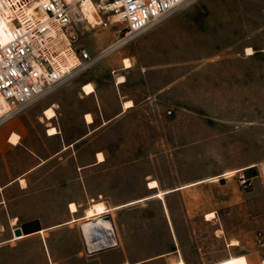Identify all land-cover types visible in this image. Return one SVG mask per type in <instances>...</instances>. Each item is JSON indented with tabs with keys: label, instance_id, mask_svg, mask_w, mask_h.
Listing matches in <instances>:
<instances>
[{
	"label": "rangeland",
	"instance_id": "rangeland-1",
	"mask_svg": "<svg viewBox=\"0 0 264 264\" xmlns=\"http://www.w3.org/2000/svg\"><path fill=\"white\" fill-rule=\"evenodd\" d=\"M118 29L84 31L91 67L1 126L10 145L19 134L14 170L28 163L30 146L46 160L8 188L20 220L12 225L1 209L3 237L27 218L46 226L64 219L67 206L69 213L61 229L0 245V264H115L162 252L188 264L239 254L246 257L226 264H258L251 253L264 229L259 182L245 190L221 175L264 159V0H191L102 53L124 35ZM98 201L119 244L88 253L79 224Z\"/></svg>",
	"mask_w": 264,
	"mask_h": 264
},
{
	"label": "built area",
	"instance_id": "built-area-1",
	"mask_svg": "<svg viewBox=\"0 0 264 264\" xmlns=\"http://www.w3.org/2000/svg\"><path fill=\"white\" fill-rule=\"evenodd\" d=\"M190 1L0 0V127L91 67L93 55L81 42L84 31L113 26L125 29L122 37L102 51L105 54ZM88 5H92L93 17L85 12ZM249 170L254 174L249 175ZM221 177L235 179L245 190L258 180L264 200V159L226 171ZM251 254L258 264H264V229L255 233Z\"/></svg>",
	"mask_w": 264,
	"mask_h": 264
},
{
	"label": "crops",
	"instance_id": "crops-1",
	"mask_svg": "<svg viewBox=\"0 0 264 264\" xmlns=\"http://www.w3.org/2000/svg\"><path fill=\"white\" fill-rule=\"evenodd\" d=\"M2 127L0 128V131H1L0 132V193H1V195H0V210L1 209L6 210L8 217L12 218L11 223L13 225V224H15V222L17 220L18 221L20 220V217H19L20 213L13 212L14 211V205H10V203H11L10 199L11 198L6 194L8 188L11 185L18 183V182L22 185V181H27L28 177H30V175L33 171H36V169L45 165L46 160L43 157H41L40 155H38L36 153V151L30 146L27 149L28 153L25 155V157H27L28 163H25L23 168L18 169L17 171L14 170V168L12 167V164L14 163L15 160L12 156L14 155L15 148L17 147V145L19 143L16 145H10L2 133ZM49 136H53V135H49ZM68 211H69V209L67 206L64 219H61V221H58L55 223H49L46 226H44L41 219L39 217H36V216L32 217V218H27V219L23 220L20 224H22L23 222L37 218V219H40L42 227L45 231L52 230V229H61L64 224L68 223V219H67V216L69 213ZM14 219H15V221H14ZM114 225H115V222H114ZM3 231H4L3 225H2V223H0V245L7 243L9 241L28 239L32 235L40 233L39 231H37V232L29 233V234H23L25 236L21 235L22 237H20L18 239H14L13 229H12V234L8 238L3 237V234H4ZM44 233L41 232V234H43V235H44ZM117 236H118V234H117ZM118 241H119V237H118ZM118 244H119V242H118ZM172 250H174V249H172ZM178 260H180V259H178V256L175 253L171 254V253L162 252V253H157L154 255L146 256V257H143V258H140L137 260L124 259L121 261V263H115V264H125V262H127L128 264H170L171 262L178 261ZM184 262H185V264H188L187 261H184Z\"/></svg>",
	"mask_w": 264,
	"mask_h": 264
},
{
	"label": "water",
	"instance_id": "water-1",
	"mask_svg": "<svg viewBox=\"0 0 264 264\" xmlns=\"http://www.w3.org/2000/svg\"><path fill=\"white\" fill-rule=\"evenodd\" d=\"M225 181V179L221 180L223 183ZM79 228L88 253L99 252L118 245L117 232L110 214L105 213L87 222H81ZM41 229H43L41 221L36 218L15 226L13 235L21 236Z\"/></svg>",
	"mask_w": 264,
	"mask_h": 264
},
{
	"label": "bare ground",
	"instance_id": "bare-ground-1",
	"mask_svg": "<svg viewBox=\"0 0 264 264\" xmlns=\"http://www.w3.org/2000/svg\"><path fill=\"white\" fill-rule=\"evenodd\" d=\"M85 12L86 14L89 16V17H93V8H92V5H88L86 6V9H85ZM3 41H5V37H3L2 39ZM253 50L251 48H248V52L251 53ZM125 66L126 67H130L131 66V62L128 58H125ZM121 81H124V76H121L120 77V80L119 82ZM83 89L85 90V93L86 94H91L93 91H94V87L93 85L90 83H87L84 85ZM133 104L132 100H127L124 102V106L125 107H129ZM44 114H45V117L48 118V119H51L54 117L55 115V109H54V106H50V107H47L44 111ZM86 120L87 122L91 123L93 122V117L91 115V113H87L86 114ZM58 130L56 127L54 126H51L49 127L48 129V134L49 135H53L55 133H57ZM9 142L13 143V144H17L19 142V134L16 133V132H12V134L10 135L9 137ZM97 158L99 161H102L104 160V155L102 152H98L97 153ZM148 186L149 188H156L158 186V181L156 179H152L149 181L148 183ZM163 192H159L158 195H162ZM70 209L71 211H77V205L75 202H71L70 203ZM108 210V207L105 205L104 202L102 201H98V202H95L92 204L91 207H89L87 209V216H88V219H92V218H96L97 216H101L103 215L106 211ZM213 215V213H209L207 216V218L209 219L210 216ZM89 220H86L85 222L89 221ZM44 231V229H41L39 232H42ZM24 236V235H22ZM22 236H14L15 238H20ZM239 242L238 240L234 239L230 242V245H238ZM250 252V251H248ZM252 252V251H251ZM243 257H246L245 254H239V255H231L230 257H227L225 259H222L220 260L221 264H226L228 262H232V261H236L240 258H243ZM127 264V263H125ZM170 264H185L183 260H178V261H173L171 262Z\"/></svg>",
	"mask_w": 264,
	"mask_h": 264
}]
</instances>
